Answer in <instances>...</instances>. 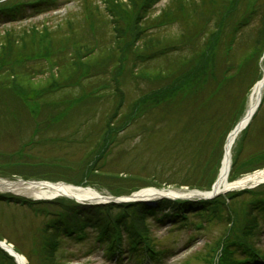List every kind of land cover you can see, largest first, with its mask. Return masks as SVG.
Returning <instances> with one entry per match:
<instances>
[{
  "label": "trees",
  "instance_id": "trees-1",
  "mask_svg": "<svg viewBox=\"0 0 264 264\" xmlns=\"http://www.w3.org/2000/svg\"><path fill=\"white\" fill-rule=\"evenodd\" d=\"M151 1L153 0H126V2L123 0H104L106 9L103 10V16H107L110 22L108 23L111 26L109 28L115 32L116 41L113 49L110 48L109 52L102 50V46H98L102 38L101 32H99L98 37L91 41V45L95 48L98 46L97 50L105 53L103 60L101 57H96L89 62L87 57L94 52L95 48L91 49V52L84 53L85 50H82V45L81 48L76 46V43L81 41L85 43L90 34L95 36L96 28H99V25L96 24L104 20L102 19L103 16H98L94 12L93 17L90 18L87 16L89 9L84 7L82 11L86 13V17L83 19V25L71 22L66 24L65 41L73 39L74 43L70 55L62 54L63 63H60L59 66L63 68V64L67 63V69L62 70L61 74L52 82L57 90L42 85V87H33L34 90L26 96L22 90V80L24 79L20 75L23 72V67L25 65L26 68L28 67L29 62L27 63V60L33 58V55L30 54L31 48L26 50L27 41L29 40L24 37L21 42H18L19 46L15 50L11 44L6 45L4 40L1 39L0 115L2 117L11 116V112H15L17 107L23 106L26 111H29L28 113L34 120L35 124L33 123V126L38 130H42L47 128L51 124L50 122L53 123L49 128L61 124L70 116L71 111L79 110L87 104L91 105L97 102L101 111L103 102L108 104L113 102L114 106L111 107V111H107L108 113L104 115V125L99 129L103 136L99 144L105 146L109 135L113 136L108 126L112 123L125 121L124 112L121 113V110L126 105L128 107L126 116L129 117L130 114H135L132 119L134 121L126 132V136H130L131 131H135L137 145H134V148L138 144H150L155 141H158L162 148L167 139L162 140V135H159V133L167 134L166 128L169 132L174 131L173 138L168 140L173 152L167 154L168 157L166 158L157 156L152 170L148 169L149 174L163 177L165 184L187 185L200 189L208 188L215 177V172L218 170L224 136L237 119L240 111H242L246 87H249V83L258 75L256 64L264 47V23H262L261 30H258L259 32L255 34L249 48L241 49L242 53L240 54H237V52L240 50L239 43L243 39L241 33L244 31L243 27L248 25L246 23L248 10L252 12L264 0H252V2L251 0L168 1L159 15L142 22V24L145 26L152 22L165 23L166 25L176 24L178 33L167 39L169 41L168 45L164 42L158 45L156 39L149 37L145 43L141 42L144 43L143 45L135 46L134 38H138V35L134 33L133 23L138 20V15L141 16L140 21L143 15L144 17L147 15V9L145 7L146 10H143V7ZM48 2L50 1H0V21L1 18L11 19L16 15H26L27 11L36 9L39 6L43 7V3L46 5ZM250 4L252 5L251 9ZM95 11H97V8H95ZM243 24L245 25L243 26ZM145 37L144 29L140 30L139 38L143 40ZM130 41L132 45L129 43ZM162 46H168L169 49L168 52L163 54L168 58V62L165 64V67H169L168 70H165L163 65L152 68L151 71L147 70L146 66L148 64L151 65L157 62V58L153 57L155 54L152 47L156 49ZM109 53L113 56H108ZM9 57L10 60H8ZM102 64H104V67H100ZM255 67L256 69H251ZM96 71L100 72L95 73ZM230 71H233L231 76L236 78L237 82L225 78ZM246 77L248 80L243 84ZM143 78L148 79L151 86H153L152 82L162 78L161 81L164 82V86L158 88L160 90L157 89L158 91L155 93H153V90L148 91L150 89L144 90L139 86L140 83H143ZM127 85L128 91L126 89ZM177 92H180L179 95H177ZM5 94H11L13 97L17 95L19 101L22 100V105L18 104L15 107L2 106V102L10 98ZM164 94L165 96L161 101L154 103ZM41 97L46 102H52L43 105ZM147 100L150 102L146 103ZM204 111H207L206 117L203 116ZM110 112L111 116L109 115ZM229 113H232V115ZM263 113L264 109H262V133H264ZM184 117L188 120H183ZM259 119L255 126L260 125L258 124ZM3 123L5 124V122ZM194 123L199 126L195 128ZM207 125L210 126V129ZM59 126L61 125L57 127ZM44 132L46 130L33 134V136H46ZM91 133L92 135L97 134V131L93 132L91 130ZM83 137L85 136L83 135ZM124 140L125 137L120 138L123 144ZM78 142L84 143L85 140ZM101 149V152L98 151L96 154L85 151L82 157L72 158V162L67 160V164L58 161L55 164L46 166L48 172L51 169L59 170L61 168L67 171L70 168L72 170L76 169L75 164H78L79 167L74 176L63 172L58 177H52L53 174L48 175V173L34 168L38 164L45 163L47 157H43L40 163L17 167L32 168L31 172H25L30 173L29 175L23 174L24 177L65 179L74 183L81 181L85 176H88L90 182H93V178L96 177L103 180L100 182L101 185L107 186V189L113 194H126L140 186L152 184L143 180L146 177L145 172L138 170L136 172L133 169L131 171L126 169V176L124 177H108L113 173L103 168L108 160L107 156H102L103 147ZM124 150H127V148ZM243 153L244 151H241L240 154ZM240 154L235 155L233 158L231 176L264 167V144L254 151V155H250L253 158L255 156L250 164L245 163ZM160 158L162 160H159ZM62 159L59 158L58 160ZM97 163H100V166ZM19 168H10V170L14 169L11 173L9 171L1 173L5 175L20 174L17 172ZM97 173H100L101 176ZM109 179L115 181V183H110ZM240 194L248 203L245 213L249 219L247 223L243 217L234 219L236 227L232 230L228 239L245 243L246 249L253 248L259 252L261 248L253 240V237L258 236L262 225V228H264V184L251 191L240 192ZM231 195L228 196L231 197L230 199H232ZM5 200L22 202V199L18 197L0 194V201ZM27 202L30 203V201ZM158 202L186 209L185 211L191 209L188 207H199V210L208 209L209 211L216 207L220 216L224 214L223 210L226 204L225 198L222 196L194 203L172 202L167 199ZM30 204L35 217L41 218V223L34 225L29 234L30 242H32L33 264H61L57 251L62 237L66 235L68 239H75L79 236L89 238L90 235L86 232L92 228L97 232H93L94 234L91 237L94 241L97 239L98 243H100L99 241L109 240L106 230L110 231L116 228V231H119L121 226L129 234L126 232L127 237L125 239L128 242L132 244H136L133 242L134 240L142 242L140 238L146 243L151 242V237L144 230V225L143 227L139 225L141 219L139 216L141 208L139 207H142V203L118 205L111 203L90 207L57 199L44 201V204L41 202ZM261 210L262 215L259 214ZM232 216H237V214ZM4 237V234H0V238ZM108 242L111 243L112 241ZM16 247L17 250H20L18 246ZM25 255L29 257V253ZM223 261L224 264H231L232 258L227 257ZM0 264H14L12 259L1 249ZM30 264H32L31 258Z\"/></svg>",
  "mask_w": 264,
  "mask_h": 264
},
{
  "label": "rangeland",
  "instance_id": "rangeland-1",
  "mask_svg": "<svg viewBox=\"0 0 264 264\" xmlns=\"http://www.w3.org/2000/svg\"><path fill=\"white\" fill-rule=\"evenodd\" d=\"M99 1L100 0H60L58 6L54 10H49L29 19L16 21L9 28H0V41L3 39L6 45L11 44L16 50L19 46L18 42H21L25 37L27 40H29L27 41L28 46L26 47V50L31 48L30 54L33 55V57L41 56V58L43 57L47 59V62L43 60L30 62V60L28 61L30 62L28 67L26 68V65L23 67V72L20 77L24 79L22 80V90H25L23 93L26 96L32 90H34L32 89L33 87H42V85L47 86L50 83L51 78L58 77L62 70L67 69L66 62V64H63V68L60 66L55 68L56 65L53 66L50 64L46 50L49 48L50 52L52 51L58 36L60 38L65 37L64 35L67 30V26L65 24H69V22H71L74 24L81 23L83 25V19L86 17V13L82 11L84 7L89 9L87 16L90 18L93 17L94 12L98 16H103V8L105 7H100ZM153 1L155 4L153 13H157L159 8L165 5V2L171 0ZM124 2H126V0ZM151 2L148 4H151ZM148 4L143 7V10H145V7ZM262 5L264 4L260 3L255 8L256 10L252 12H249L248 10V25L244 26L245 29L243 32H241L243 34V39L239 43L240 50L237 52V54L242 53L241 49L243 48L248 49L255 34L259 32L258 30H261L262 23H264V10H262ZM249 6L251 9L252 5L250 4ZM95 8H97V11H95ZM140 17L141 16L138 15V20L133 23L132 26L134 33H137L138 35V38H134L135 46L143 45L145 41L149 39V37L159 40L157 42L158 45L162 44V42L168 45L169 41L167 39H169L170 35H175L178 32V27L176 28L174 26L166 27V29L163 28L161 30L146 29V37L141 40L139 38V32L140 30L145 29L147 26H143L141 24L142 20L140 22ZM102 19L104 20L96 24L97 26L99 25L100 29L98 27L96 28L97 30L95 36L90 34L85 43L84 41L76 43L77 48H81L83 46L82 50H85L83 51L84 53L88 49L91 50L94 47L91 45V41L98 37L99 32H101L102 38L98 46H102V50H107V52L110 51V48L113 49L116 41L115 32L109 28L111 26L109 25L110 22L108 21L107 16L104 15ZM142 41L144 43H141ZM97 47L95 48L94 52L89 54L87 57L89 62H91V60L96 57H101L102 60L105 57V53L100 52L101 50L98 51ZM108 56L113 55L109 53ZM8 60H10V57ZM167 62L168 58H158L157 62L154 64H148L146 69L151 71L152 68L163 65L164 69L168 70L169 67H165ZM100 67H104V64H102ZM161 79L152 82L153 86H151L149 85L150 81L146 78H143V83H140L139 86L144 90L150 89L148 91L153 90L156 92L160 90L158 88H162L164 86V82L161 81ZM126 89L128 91V85ZM5 95L10 98H7L6 101L2 102V106L7 105L8 107H15V103L19 102L17 95L14 97L11 94ZM107 104L108 103L103 102L101 111L99 110L97 102H94L91 105L87 104L79 110L76 109L71 111L70 116H68L67 119L61 124H58L61 126L57 127L58 125H55L50 128L49 126L45 128L44 130H46V132L44 133L47 137H65L66 140L60 142L59 144H53L52 146H50L51 143L49 142L50 144L44 148H40V146L41 144L46 143L47 140L41 142V144L39 143L40 145H36L34 148L33 142L32 144L27 145L28 141H24V138H28L29 132L33 128L34 124L30 114L28 113L29 111H26L23 106L17 107L15 112L10 113L11 116H1L0 177L3 176L2 178H6L7 175H1V172L7 173V171H9L11 173L14 169L10 170V168H19L17 166L24 167L29 164H34V162L38 163L40 159H37L36 156L40 158L47 157L46 161L49 164H55L58 161H62L63 163L67 164V160L72 162V158L82 157V154L85 151L94 154H96L98 151L101 152V148L104 146L99 144V141L103 137L101 132H99V129L104 125V115L108 113L107 111H111V107L114 106L113 102L109 103L108 105ZM105 106L107 107L105 108ZM16 112L17 114L15 115ZM122 112H124V117H126V112H128V107L126 105L123 106L121 113ZM109 115L111 116V112ZM257 118L259 119V117ZM2 121L5 122V124ZM196 123H194L195 128L199 126ZM258 124L260 125L255 126L252 138H249V136L248 139L243 141L242 144V137L239 136L240 138L238 140V144L236 148H234V154L238 155L241 148L243 147L244 153L242 154V158L243 161L245 163L248 162V164H250L252 160L255 159V156L253 158L250 157V155H254V151L258 150V148L264 144V133H262V113L260 115ZM207 127L210 129L209 125H207ZM76 129L79 131V133L75 136V138L78 139H76V141L73 143L69 141L66 142L68 139H70L68 134L70 132H74ZM91 130H93V132L97 131V134L94 133L92 135ZM166 131L167 134L159 133V135H162V140L167 139V142L162 148L160 147L158 141L150 144H138V146L134 148L133 143H135V138L132 135V137L128 138L127 142H125L123 146L119 147L117 152L115 150L113 155H109L107 157V164H105L103 168H106L105 170L109 169L114 176H126V169H130L129 171L133 169L136 170V172L137 170L145 172L146 177L143 179L145 182L152 183L154 185H150L155 187L165 186L166 184L163 181V177L158 175L152 176V174L150 175L148 169L152 170V167L157 160V156H163L166 158L168 157L167 154L169 155L171 152H173L171 144H168V140L172 138L174 131L169 132L168 128H166ZM83 135L85 137H83ZM19 136H22L23 139L21 137L19 138ZM50 138H48V140H50ZM80 140H85V142L79 143L78 141ZM158 140L160 139L158 138ZM135 145L137 144L135 143ZM20 147H22L21 149L25 153V156L23 157L21 155L18 156L17 149ZM125 148H127V150H124ZM125 151L127 152L123 153L121 156L119 155L121 152ZM59 158L63 159L58 160ZM169 158H171V156H169ZM159 160H162V158ZM69 164L73 165L72 163ZM98 164L100 166V163H97V165ZM75 166L76 169L71 171H64V169H51L49 172L51 174H54L55 172L62 174L65 172L70 176H74L76 175L75 171H77L79 165L75 164ZM37 168L42 172H48V168L46 166ZM31 171L32 170L28 167L19 168L17 170V172L20 173L18 174L20 176H23V174L29 175L30 173L25 172ZM131 173L134 174L133 172ZM18 175L16 174L14 177L16 178ZM96 180L99 181L100 179L96 178ZM102 181L103 180H100V182ZM114 183L115 181H112V184ZM175 186L177 187V185L172 184L168 187L173 188ZM92 188L103 195H109L111 193L108 191L106 186L101 184H99V186L96 183L92 184ZM154 200L152 197L145 199V201L151 202H149V204L142 203V207H139L141 208L139 210V216L141 217L139 225H141L140 227L145 224L149 226V229L144 228V230L150 235V241L153 242L152 246L156 252H159V254L153 256L155 258L151 259V262H149V254V257L146 255V259L144 258L145 260L142 262L141 258L136 259L132 252L128 253L127 247H129V243L131 242L124 241V243H127L126 246L122 243L119 245L115 239L120 241L122 238L120 239L114 230H106L108 234L107 238H109V240L112 239L113 246L110 247V243L108 242L109 240L104 241L105 244H95L89 239L91 238L92 232L97 231L90 229L86 232L88 235H90L88 239H83L85 237L79 236L74 239V242L67 241V243L64 244V246L59 251V254L62 255L59 257L61 264H221L220 260L222 257H233L232 255L233 252H235V248L232 247L231 244H228V237L232 233V230L236 227V225L233 224V220L243 217L247 223V220L249 219L245 213L248 203L243 196L226 201L225 209L223 210L224 214L221 216L216 207H213L211 211L208 209L199 210V207H188L191 209L187 210L186 219H184V215H182V219L180 218L181 220L177 219L179 217L175 218V216L172 214L174 211L181 212V210H173L170 208V206L166 204H160L159 202H157V204H152ZM157 207H159V209H156ZM236 214L237 216H232ZM259 214L262 215V213ZM146 216H148V219H146L147 223L144 222V217ZM39 223H41V218H36L31 210L25 207L15 206L13 204L7 205L0 203V234H4V238L12 243L15 249L17 248L16 246H18L20 248L19 251L24 255L29 253V257L25 255L27 257V264H30V258L33 264V256L31 254L32 242H30L29 238L30 229ZM262 227L263 225L260 227V231L263 230ZM253 240H255L256 243L259 242L260 245H264V237L260 236V239H258V237H253ZM133 242L136 243L137 241L134 240ZM105 247L108 249V251H104Z\"/></svg>",
  "mask_w": 264,
  "mask_h": 264
},
{
  "label": "bare ground",
  "instance_id": "bare-ground-1",
  "mask_svg": "<svg viewBox=\"0 0 264 264\" xmlns=\"http://www.w3.org/2000/svg\"><path fill=\"white\" fill-rule=\"evenodd\" d=\"M264 87V68H263V76L262 78L254 85L251 90L249 96V103H248V113L244 117V121L250 116V113L255 109L256 103L258 101V97L260 93H262V88ZM238 134H231L228 137L226 143V152L225 156L221 163L220 168V175L218 178L217 183L215 184V188L219 187V189H226L232 187L241 188L246 185H251L253 183H258L264 180V170H257L252 174H247L246 176L229 182L228 174L232 164V148L234 142L237 139ZM0 191H12L14 193H20L31 197L37 196H68L80 199H87V201H95L102 199L97 192L93 189L85 187H73L70 185H66L64 183H48V182H25L22 180H14L10 181L7 179L0 178ZM169 195H173V192H169ZM12 247V246H11ZM10 249V248H9ZM13 252V250L11 249ZM16 254L17 259L20 261V264H26L24 255L19 252H13Z\"/></svg>",
  "mask_w": 264,
  "mask_h": 264
},
{
  "label": "water",
  "instance_id": "water-1",
  "mask_svg": "<svg viewBox=\"0 0 264 264\" xmlns=\"http://www.w3.org/2000/svg\"><path fill=\"white\" fill-rule=\"evenodd\" d=\"M156 192H155V194L156 195H162V193H163V191H160V190H155ZM135 195H137V194H135ZM133 196H134V194H133Z\"/></svg>",
  "mask_w": 264,
  "mask_h": 264
}]
</instances>
